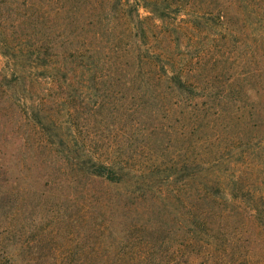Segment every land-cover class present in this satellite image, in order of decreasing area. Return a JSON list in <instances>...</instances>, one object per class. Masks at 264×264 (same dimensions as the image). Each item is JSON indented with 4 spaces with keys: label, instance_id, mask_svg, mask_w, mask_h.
Segmentation results:
<instances>
[{
    "label": "trees",
    "instance_id": "16d2710c",
    "mask_svg": "<svg viewBox=\"0 0 264 264\" xmlns=\"http://www.w3.org/2000/svg\"><path fill=\"white\" fill-rule=\"evenodd\" d=\"M15 258L264 264V0H0Z\"/></svg>",
    "mask_w": 264,
    "mask_h": 264
},
{
    "label": "rangeland",
    "instance_id": "374dc122",
    "mask_svg": "<svg viewBox=\"0 0 264 264\" xmlns=\"http://www.w3.org/2000/svg\"><path fill=\"white\" fill-rule=\"evenodd\" d=\"M87 119V118H86ZM86 122V121H85ZM84 122V124H87V123H85ZM86 127V126H85ZM96 127V126H95ZM97 128V127H96ZM12 144H14L13 146H9L6 150H4L5 151V153H10V152H12V149L14 150L15 148H16V150H15V153L14 154H17V155H19L22 151L21 150H19V148H18V146L20 145V142L19 141H17V140H15ZM23 155V154H22ZM14 156V155H13ZM9 159H10V157H9ZM4 160H6V157H5V159ZM11 160V159H10ZM18 160H15V159H12L11 160V163H13V164H15L16 162H17ZM27 162H28V160H27ZM31 163H33V162H31ZM19 170H17L15 167L13 168V176H16V175H19ZM11 176V175H10ZM41 187V185H38L37 186V189H39ZM13 262H15V264H26L25 262H23L21 259H17V258H15V261L14 260H11L10 262L7 260V259H0V264H13Z\"/></svg>",
    "mask_w": 264,
    "mask_h": 264
}]
</instances>
